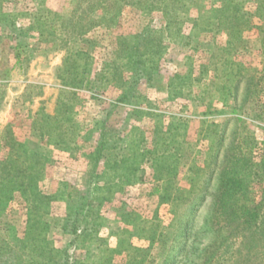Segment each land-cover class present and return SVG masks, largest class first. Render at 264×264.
Listing matches in <instances>:
<instances>
[{"label":"rangeland","instance_id":"1","mask_svg":"<svg viewBox=\"0 0 264 264\" xmlns=\"http://www.w3.org/2000/svg\"><path fill=\"white\" fill-rule=\"evenodd\" d=\"M157 1L0 0V185H19L0 200V264H58L64 248L80 264H264L259 230L212 225L233 138H254L252 161L264 159V0H242L250 28L229 38L239 48L219 22L225 0L185 2L171 23V3ZM201 17L217 27L194 26ZM72 26L76 42L63 41ZM102 130L120 143L100 158L103 181L91 177ZM26 152L43 155L36 168ZM121 157L124 173L105 171ZM30 170L50 197L45 241L43 226L27 228ZM76 211L73 233L64 223Z\"/></svg>","mask_w":264,"mask_h":264},{"label":"trees","instance_id":"2","mask_svg":"<svg viewBox=\"0 0 264 264\" xmlns=\"http://www.w3.org/2000/svg\"><path fill=\"white\" fill-rule=\"evenodd\" d=\"M163 1L165 0H158L154 5L152 4L153 2H151L150 5H152L155 8L161 9V3H163ZM167 1L171 3L170 5L171 11L169 12L170 18L168 20V22L171 23L172 21H177L178 19L184 21L183 9H184V5L186 4L185 2L189 1V3L191 4V2H193L194 0H167ZM244 7L245 4L242 2V0H225L222 5L221 11L223 15V21H219V22L225 23L229 30V32H226L227 37L229 36L227 43L231 47L232 45H235L236 48L237 47L239 48V43L236 42V39L231 41L232 38L231 39L229 38L233 35L234 37L236 36L237 39H239V42H243L241 38V34L243 31L248 30L250 28L249 25L251 22L250 14H248V12L243 9ZM93 24L91 23L90 25L83 26V28L85 30H88L89 28L92 27ZM200 24H203V27L205 29H212L213 27H217L215 26V21H211V20L207 21L202 17L201 20L199 19L193 21L194 26L197 25L199 26ZM52 28L54 29V26ZM65 28L66 27H63L64 33H70V34L66 38L62 37L63 41L70 40L71 42H76V40L74 39L75 26H72L73 30L71 28L69 30H65ZM60 29L62 30V28ZM78 32L76 34H78ZM171 35L172 34H170V37ZM149 36H150V31L148 33H143L141 35V38L143 39V41H145L148 40ZM77 49L78 47L76 48V50L75 49L73 50L77 55L83 54L82 56L84 57L87 56L86 53L77 51ZM135 50H136L137 58L133 61L134 67L141 68L143 67L142 64H144V61L142 59L143 55L139 52L138 49ZM15 57L16 60L18 61L20 57L19 52L15 54ZM65 61H67V58ZM224 62L227 63V60H224ZM144 69L146 70L147 67ZM150 69L151 68L149 67L148 70ZM223 89H225V87H223ZM234 111L235 109H233V112ZM164 135L165 137H163L162 135L158 136V140L161 138L168 139L167 134ZM221 137L222 134L220 133L217 141L221 142L222 141ZM250 139L249 142L246 141L239 143L236 141V137H234L233 140L230 142L228 149L226 150L225 157L223 159L222 166L218 172V177H217V192L213 202L214 214L212 215V225L214 224L216 225L217 223L218 226V224L220 225L221 223H226V224L230 223V224H234V228H241L243 232L244 231L255 232V230H259V232L257 231L256 233L257 235L255 236H257L259 239H262L264 241V192L259 202L253 205L250 202L251 200L250 194L252 188L251 182L253 180L254 175H258L260 173V175L258 176L264 179V159H262L260 162L252 161V152H251L252 147L249 144L254 143V138H250ZM59 141L57 139L56 143L58 144L60 143L61 145H63V142L65 143L64 139L63 140L59 139ZM169 142L170 141L166 142V144L165 143L162 144H165L166 147L170 145ZM119 144L120 143L116 142L115 139L108 137L102 130V132L100 133V137L96 141L92 152V156H93L92 170L94 172L91 173V177L98 178L99 180L103 181V179H101L102 176H99L95 171L97 169V165L100 161V158L102 157L103 152L106 151L109 159V156L110 155L112 156V150L117 149L119 147ZM157 146L159 147V145ZM26 153L28 154V156L35 157L36 164H34V166L36 168L40 163L41 159H43V155L41 153H36V152H32V153L26 152ZM117 155H120V153L118 152ZM154 160H155L154 165H156V163H160L158 162L157 159ZM106 162H108L110 165L109 168L106 167L105 169L106 172H108L109 169L113 171L112 174H116L118 172L121 173L125 172L121 170L122 169L121 167L125 163V157L123 158L121 157L120 159H116L112 161L108 160ZM157 168L158 166L156 167V169ZM135 170L136 168H133L127 172L130 173V175H133ZM25 171L21 170L19 172L24 174L27 172ZM16 172H17L16 175L18 176L20 173L18 171ZM31 172L32 170H30L29 172L30 174L28 176H25L28 177V179L26 180V187L24 188V190L30 193V199H31V204L27 208L28 209L27 228L31 229V226L35 222L43 226L42 228L44 229L43 233L42 231L38 233L39 234L42 233V240L45 241L47 225L42 219L43 218L42 216L47 214L46 208L48 207V204L50 202V197L48 195L42 194L40 191L37 190L38 189L36 183L37 174L35 173L31 174ZM21 183L23 184V181ZM17 187H19V185H17V182L14 181V177L11 176L10 181L7 180L2 185H0V200H3L2 198L6 199L9 193H12L18 189ZM101 188H103V186ZM157 191L158 189L154 190V192ZM77 212L78 211H76L75 214L72 215L71 217L69 218L67 217L64 223V228L66 230L71 225L73 233H77V230H79L80 228V224H79L80 220L77 217L78 215ZM85 230L86 229H83V231ZM245 238H247L245 237V235L242 236L241 244H243V239ZM68 250L69 248H64L57 251L58 259L55 260V263L58 262V264H80L77 260L72 258Z\"/></svg>","mask_w":264,"mask_h":264}]
</instances>
